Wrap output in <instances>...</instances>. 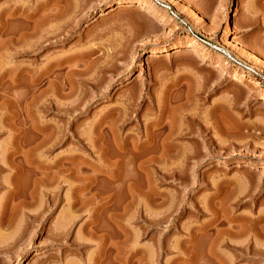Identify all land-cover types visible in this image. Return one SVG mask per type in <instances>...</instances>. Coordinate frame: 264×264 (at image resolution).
I'll return each mask as SVG.
<instances>
[{
  "label": "rangeland",
  "instance_id": "374dc122",
  "mask_svg": "<svg viewBox=\"0 0 264 264\" xmlns=\"http://www.w3.org/2000/svg\"><path fill=\"white\" fill-rule=\"evenodd\" d=\"M262 232L264 0H0V264H264Z\"/></svg>",
  "mask_w": 264,
  "mask_h": 264
},
{
  "label": "bare ground",
  "instance_id": "6f19581e",
  "mask_svg": "<svg viewBox=\"0 0 264 264\" xmlns=\"http://www.w3.org/2000/svg\"><path fill=\"white\" fill-rule=\"evenodd\" d=\"M118 5H119V4H118ZM149 6H150L151 8H153L155 5L153 4V2H150V3H149ZM118 7L120 8L121 5L117 6V8H118ZM114 8H115V7H114ZM117 8H116V9H117ZM195 8H196V7H195ZM116 9H115V10H116ZM120 9H121V8H120ZM109 10H110V9H109ZM110 12H111V11H110ZM112 12H113V11H112ZM17 52H18V51H17ZM16 54H17V53H16ZM154 56H157V57H158V54H154ZM152 57H153V55H152ZM74 58H75V57H74ZM68 60H69V58H68ZM153 60H154V59L152 58L151 61L153 62ZM55 64H56V63H55ZM49 65H50V63H49ZM48 67H49V66H48ZM50 72H51V71H50ZM75 72H76V71H75ZM70 82H71V81H70ZM73 84H74V83H73ZM73 92H74V91H73ZM70 94H71V93H70ZM70 94H69V95H70ZM68 97H69V96H68ZM159 124H160V123H159ZM168 126H169V125H168ZM172 126H173V125H172ZM169 127H170V126H169ZM163 128H164V127H163ZM166 128H167V127L165 126L164 129H166ZM172 128H173V127H172ZM172 128H171V129H172ZM161 129H162V128H161ZM168 129H169V128H167L166 130L169 131V132L167 133V134L169 135V133H170L172 130H168ZM162 130H163V129H162ZM163 131H164V130H163ZM163 131H160L159 133L161 134V132H162V135H164ZM173 131H174V130H173ZM159 133H156V134L158 135ZM171 133H172V132H171ZM173 133L175 134V131H174ZM173 133H172V134H173ZM167 134L165 135V137L167 136ZM154 135H155V134H154ZM154 135H153V136H154ZM157 135H156V136H157ZM162 135H161V136H162ZM153 136H152V137H153ZM159 136H160V135H159ZM159 136H158V139H159V140L157 141V143H159L160 140H161L162 142H165V141H163V139H160L161 136H160V138H159ZM163 137H164V136H163ZM165 137H164V140L166 139ZM167 137H168V136H167ZM173 137H175V136H173ZM168 138H170V137H168ZM172 139H174V138H171V140H172ZM155 140H156V139H155ZM166 140H167V139H166ZM168 140H169V139H168ZM169 141H170V140H169ZM172 141H173V140H172ZM154 143H155V142H154ZM157 143H156V144H157ZM167 143H168L167 146H172V145L174 146V144H169L168 141H167ZM170 143H171V141H170ZM159 146H161V143L159 144ZM66 165H67V163H66ZM68 165H69V164H68ZM39 166H40V165H39ZM36 167H37V165H36ZM40 167H41V166H40ZM247 167H248V166H247ZM250 167H251V166H250ZM47 168L50 169V167H47ZM38 169H39V167L37 168V170H38ZM41 170H42V168H41ZM47 170H48V169H47ZM68 170H70V169H68ZM68 170H67V171H68ZM48 171H49V170H48ZM52 171H53V170H52ZM58 171H59V170H58ZM65 172H66V171H65ZM68 172H69V171H68ZM17 174H18V173H17ZM53 174H54V173H53ZM51 176H52V175H51ZM53 178H54V176L52 177V179H53ZM54 179H55V178H54ZM52 181H53V180H52ZM54 181H55V180H54ZM46 183H47V182H46ZM53 183H54V182H53ZM47 184H48V183H47ZM49 185H50V184H49ZM18 188H19V187H18ZM13 191H14V189H13ZM49 196H50V195H49ZM49 200H50V203L53 204V198H49ZM54 200H56V199H54ZM56 201H57V200H56ZM56 201H54V203H55ZM114 205H115V204H114ZM53 206H54V205H53ZM51 207H52V206H51ZM113 208H115V207H113ZM113 211H116V209H113ZM114 214H115V213H114ZM114 218H115V217H114ZM204 229H205V228H204ZM100 231H102V230H100ZM201 231H203V230H201ZM211 231H212V230H211ZM203 232H206V229H205V231H203ZM207 232H208V231H207ZM240 233H241V232H240ZM240 233H239V234H240ZM244 233H245V232H244ZM91 234H92V233H91ZM202 234H203V233H202ZM229 234H230V233H229ZM235 234H236V233H235ZM106 235H107V234H106ZM111 235H112V234H111ZM115 235H116V234H115ZM231 235H232V234H231ZM236 235H237V234H236ZM261 235H264V233L262 232ZM101 236H102V235H101ZM103 236H104V235H103ZM108 236H109V235H108ZM206 236H207V235H206ZM232 236H233V235H232ZM234 236H235V235H234ZM246 236H247V235H246ZM104 237H105V236H104ZM239 237H240V235H239ZM218 238H219V237H218ZM226 238H227V237H226ZM219 239H220V238H219ZM216 240H218V239H216ZM224 240H225V239H224ZM230 241H232V240H230ZM216 242H217V241H216ZM225 242H227V241H225ZM78 243H79V242L74 243V245H73L72 247H77L76 250H77L78 252H82L84 247L82 248V245H81V244H78ZM221 243H222V242H221ZM223 243H224V242H223ZM223 243H222V244H223ZM233 243H234V241H233ZM225 244H226V243H225ZM228 244H229V243H228ZM228 244H226V245H228ZM84 245H85V244H84ZM226 245H225V246H226ZM236 245H237V244H236ZM218 246H219V242H218ZM233 246H234V245H233ZM238 249H239V248H238ZM84 250H85V249H84ZM239 250L241 251L240 254H241L242 256H244V255H243V251H242L241 249H239ZM257 253H258V251H257ZM117 257H118V256H117ZM117 257H116V259H117ZM96 259H97V258H96ZM99 259H100V258H98L96 261H94V263H89V262H88V263H89V264H102V263H101L102 261L99 262L101 259H100V260H99ZM114 259H115V257H114ZM116 259H115V260H116ZM93 260H94V259H93ZM93 260H92V261H93ZM92 261H91V262H92ZM116 261H117V260H116ZM69 262H70V261H67L66 264H70ZM113 262H114V261H113ZM117 262H118V261H117ZM117 262H116L115 264H117ZM119 262H120V261H119ZM72 264H73V263H72Z\"/></svg>",
  "mask_w": 264,
  "mask_h": 264
}]
</instances>
